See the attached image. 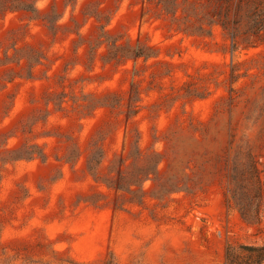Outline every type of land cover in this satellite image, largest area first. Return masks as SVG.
<instances>
[{
    "label": "rangeland",
    "instance_id": "rangeland-1",
    "mask_svg": "<svg viewBox=\"0 0 264 264\" xmlns=\"http://www.w3.org/2000/svg\"><path fill=\"white\" fill-rule=\"evenodd\" d=\"M41 3L0 0V264H254L264 195L256 228L227 191L248 151L264 188V0Z\"/></svg>",
    "mask_w": 264,
    "mask_h": 264
},
{
    "label": "trees",
    "instance_id": "trees-1",
    "mask_svg": "<svg viewBox=\"0 0 264 264\" xmlns=\"http://www.w3.org/2000/svg\"><path fill=\"white\" fill-rule=\"evenodd\" d=\"M247 22L249 29L258 35L259 31L264 29V9L255 6L248 14ZM221 26L225 29V22H221ZM262 41L264 43V40ZM260 173L254 155L248 151L246 162L232 168L227 191L229 207L238 212L244 223L256 228L259 227L263 213L264 188ZM242 249L248 252L249 262L254 264L264 262V243L260 246H243ZM228 253L229 248L227 255Z\"/></svg>",
    "mask_w": 264,
    "mask_h": 264
},
{
    "label": "clouds",
    "instance_id": "clouds-1",
    "mask_svg": "<svg viewBox=\"0 0 264 264\" xmlns=\"http://www.w3.org/2000/svg\"><path fill=\"white\" fill-rule=\"evenodd\" d=\"M36 7L37 8L42 7L41 0H37ZM257 116H258L257 113H253L252 115H250L247 118L244 132H245V136L248 137V138H251L252 136H254L255 133L258 130V120H257Z\"/></svg>",
    "mask_w": 264,
    "mask_h": 264
}]
</instances>
